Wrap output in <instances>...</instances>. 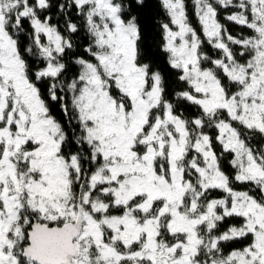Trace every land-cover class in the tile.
<instances>
[{
	"label": "snow or ice",
	"instance_id": "snow-or-ice-1",
	"mask_svg": "<svg viewBox=\"0 0 264 264\" xmlns=\"http://www.w3.org/2000/svg\"><path fill=\"white\" fill-rule=\"evenodd\" d=\"M0 264H264V0H0Z\"/></svg>",
	"mask_w": 264,
	"mask_h": 264
}]
</instances>
